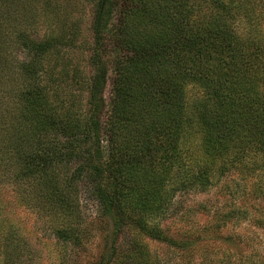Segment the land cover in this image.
<instances>
[{
  "label": "trees",
  "instance_id": "obj_1",
  "mask_svg": "<svg viewBox=\"0 0 264 264\" xmlns=\"http://www.w3.org/2000/svg\"><path fill=\"white\" fill-rule=\"evenodd\" d=\"M40 1L52 12L59 0ZM31 2L0 0V180L37 195L58 240L77 247L91 236L80 200L88 185L112 227L98 264H165L136 236L173 248L152 221L179 191H206L234 169L264 173V0H96L88 79L69 75L63 49L84 42L60 18L61 3L48 18L33 16ZM43 21V34L27 30ZM190 85L199 98L188 97ZM189 241L179 244L182 264H196ZM210 252L199 264H233Z\"/></svg>",
  "mask_w": 264,
  "mask_h": 264
},
{
  "label": "rangeland",
  "instance_id": "obj_2",
  "mask_svg": "<svg viewBox=\"0 0 264 264\" xmlns=\"http://www.w3.org/2000/svg\"><path fill=\"white\" fill-rule=\"evenodd\" d=\"M31 1L32 15L38 17L46 12L48 18H53L52 13L57 9V4L61 3L60 18L65 19L67 28L73 26L80 34L79 41L84 42L79 47L63 49L69 75H73L76 69L86 78L94 73L90 59L95 44L93 21L96 0L52 1V12L46 11V5L42 1ZM19 10L18 13L21 12ZM23 11L25 10L22 13ZM48 22L31 23L27 30L43 34L47 31ZM260 28L264 30V21ZM15 50L17 59L21 60L25 56L24 52ZM12 59L16 62L15 58ZM111 78L112 74L105 93L107 108L112 87ZM71 90L78 92L79 89L72 84ZM83 91L85 103L88 92ZM202 93L199 85L188 87V97L191 100L199 98ZM192 129L195 131L194 127ZM190 139L199 146V136L193 133ZM88 188V185H80V200L84 227L91 236L86 246L77 247L58 240L52 226V212L39 202L37 195H32L30 191L25 192L16 183L0 180V264H98L107 243L110 242L112 227L107 217L100 215ZM133 218L125 215L123 219L130 222ZM213 219L231 220L226 221L227 224L217 231L204 232L200 229L195 232L201 236L185 235L190 227L199 229ZM152 222L160 223L166 234L176 242L172 248L165 242H155L148 236L137 235L145 249H149L150 259L158 256L165 264H182L187 261V253L179 244L190 240L189 250L194 253L196 264L211 249L215 252H210L209 259L221 257L224 253L226 257L227 254L232 255L230 259L233 264H264V173L249 174L234 169L206 191H179L167 214L156 217ZM134 231L138 230L134 228Z\"/></svg>",
  "mask_w": 264,
  "mask_h": 264
}]
</instances>
